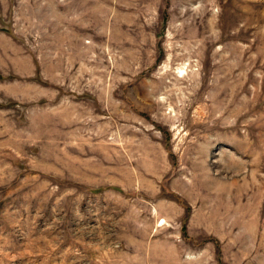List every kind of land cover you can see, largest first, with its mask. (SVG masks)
Segmentation results:
<instances>
[{
    "label": "rangeland",
    "instance_id": "1",
    "mask_svg": "<svg viewBox=\"0 0 264 264\" xmlns=\"http://www.w3.org/2000/svg\"><path fill=\"white\" fill-rule=\"evenodd\" d=\"M0 264H264V0H0Z\"/></svg>",
    "mask_w": 264,
    "mask_h": 264
}]
</instances>
